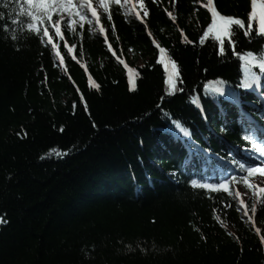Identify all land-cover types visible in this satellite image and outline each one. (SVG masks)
<instances>
[{"label":"trees","instance_id":"obj_1","mask_svg":"<svg viewBox=\"0 0 264 264\" xmlns=\"http://www.w3.org/2000/svg\"><path fill=\"white\" fill-rule=\"evenodd\" d=\"M105 3L99 21L79 5L37 22L0 0V264H264L263 146L242 112L264 117V77L244 87L240 58L264 59L251 0H213L245 24L223 54L208 0Z\"/></svg>","mask_w":264,"mask_h":264},{"label":"snow or ice","instance_id":"obj_2","mask_svg":"<svg viewBox=\"0 0 264 264\" xmlns=\"http://www.w3.org/2000/svg\"><path fill=\"white\" fill-rule=\"evenodd\" d=\"M21 3L26 4L28 8L30 9L27 13V16L31 17L32 20H35L37 22H39L38 17L40 19L51 20L53 12L57 9H67L69 11H73V5L70 2V0H60V2H58V0H21ZM100 5L104 9L105 12L108 11L109 5L105 3L104 0H100ZM211 5H212V0H208L209 11L212 13V22L208 26L207 31L203 33V35L204 37H207L209 36L210 33H213L214 31H216L215 39L221 42L222 47L220 51H221V54H223L224 41L222 40V35H228L230 29H233V31H235L233 26H236V28H239V29H244L245 24L241 19H234L232 17L219 16V14L215 11V9L212 8ZM80 7L81 8L86 7L87 9L91 10L92 16L96 17L97 21H99L100 17L97 16V12L95 8H93L92 4L89 3L88 0H83V3L80 5ZM21 11H23V9H21ZM73 14L80 16L81 19L84 18L83 12L74 11ZM247 21L248 23H247V29L245 31V35H248L249 33L253 31V22L256 21L258 22V30H256L257 36L264 38V0H259V2L258 0H251V11L247 15ZM218 24H219V29H218ZM32 27H33L32 24H28L29 29H32ZM60 31L61 29L57 27L56 34L59 35ZM101 31H104V29L101 28ZM44 35L47 36L48 33L45 32ZM200 43L203 44L204 40L201 39ZM164 51L165 50L163 48H160L161 53H163ZM240 58L245 59L246 77H245L243 84H244V87H248L250 82H254L258 80V77L252 71V68H251V65L254 62L255 57L252 56L251 53H249L247 58L245 57H240ZM158 62L161 64H164L165 72L168 74V79L166 83L169 85L170 88L174 89L175 85L173 83V80L178 79L177 72H176L177 65L175 63H172L171 71H169V65L164 62L163 58H161L160 61ZM120 63H123V61H120ZM258 67L261 72H264V59H262L259 62ZM129 83L130 84L132 83L131 76H129ZM217 91H219V89H217ZM225 94L233 100L236 99V94L231 89H226ZM220 111H221V115H223L224 110L221 108ZM181 131H183L182 128H181ZM257 131L264 133V129H261V128H258ZM184 135L189 136V133L184 132ZM189 143L191 144L190 136H189ZM253 147L254 149H256V151L260 153V155H264V147H259L257 144H254ZM201 151L202 150L199 149L198 147L193 148L190 146V152L199 153ZM240 167L244 168L245 165L241 164ZM252 170L253 169L251 167L248 168V171H252ZM191 185L193 187H200V188L215 187L214 184H210V183H202L198 185V182L195 179L191 180Z\"/></svg>","mask_w":264,"mask_h":264},{"label":"rangeland","instance_id":"obj_3","mask_svg":"<svg viewBox=\"0 0 264 264\" xmlns=\"http://www.w3.org/2000/svg\"><path fill=\"white\" fill-rule=\"evenodd\" d=\"M127 1L128 0H120L122 5L127 4ZM70 2L72 3L73 7L75 6V8H76V7H78L79 5H81L83 3V0H70ZM88 2H90V0H88ZM104 2H105V0H104ZM92 6H93V8H95L96 12H98L102 8L101 5H100V0H96V4L92 5ZM218 29H219V24H218ZM247 57H248V55L245 56V58H247ZM255 65L258 66V63L255 62V60H254V62L252 63L251 67L255 66ZM262 77H264V72H261L259 70V67H258V79L262 78ZM258 132L259 131H255V135L256 136H257ZM260 134H261L260 139L264 140L263 133L260 132ZM231 155H233L234 157H237V158L239 157L240 158V156L238 155L236 149H233L231 151ZM259 162H261V161H259ZM251 182H252L253 189L255 191L258 192L260 189H264V176H256ZM237 192H238V195H239V198H238L239 202L244 204L245 200L247 199L246 193H244V191L239 186L237 187ZM255 205H256V203L254 204V207H255Z\"/></svg>","mask_w":264,"mask_h":264},{"label":"bare ground","instance_id":"obj_4","mask_svg":"<svg viewBox=\"0 0 264 264\" xmlns=\"http://www.w3.org/2000/svg\"><path fill=\"white\" fill-rule=\"evenodd\" d=\"M61 29V28H60Z\"/></svg>","mask_w":264,"mask_h":264}]
</instances>
